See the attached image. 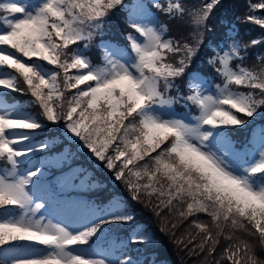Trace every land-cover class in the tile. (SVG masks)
Wrapping results in <instances>:
<instances>
[{
  "label": "snow or ice",
  "instance_id": "obj_1",
  "mask_svg": "<svg viewBox=\"0 0 264 264\" xmlns=\"http://www.w3.org/2000/svg\"><path fill=\"white\" fill-rule=\"evenodd\" d=\"M220 3L0 0V264H144L129 254V245L151 242L139 227L102 246L107 226L134 220L126 205L101 208L70 195L87 189L91 173L79 184V167L48 179L74 155L52 153L59 141L50 125L132 201L174 216L173 229L195 218V234L177 243L204 254L202 264H264L248 239L264 250V130L243 150L229 135L264 113V64L244 66L247 49L264 40L223 36L207 60L212 72H189ZM152 9L190 27L191 42L172 36ZM249 10H264V0ZM117 12L132 30L127 47L101 40L94 63L88 50ZM246 20L264 29V16ZM9 92L31 100L9 102Z\"/></svg>",
  "mask_w": 264,
  "mask_h": 264
},
{
  "label": "trees",
  "instance_id": "obj_2",
  "mask_svg": "<svg viewBox=\"0 0 264 264\" xmlns=\"http://www.w3.org/2000/svg\"><path fill=\"white\" fill-rule=\"evenodd\" d=\"M162 4L166 5L167 0H160ZM188 6H199L200 4L207 3L208 0H184ZM258 2V0H221L218 7L214 9V13L217 17H213L208 22L209 27L213 29L212 33L205 35L207 41L204 42L205 45L201 46L199 52V58H196V65L192 66L189 70L199 71L201 74L205 75L211 73L212 69L207 65L208 58L212 55L211 48L215 46V41L219 40L223 36H233L235 35L242 44H249L252 40H264V29H261L258 25L252 24L250 21L246 20L248 15L264 16V10H259L254 13L250 12L249 5L251 3ZM154 15L157 17L160 23L167 24L170 29V34L175 37H190L187 34L192 30L185 23L180 22L174 26H171L170 20L161 12L152 9ZM187 20V17H185ZM132 31L128 28L126 24V13L117 12L112 15L106 25L103 36L97 37L93 42L92 47L88 50V55L93 60L94 63L100 62V43L103 41H110L116 45H121L127 47V43L124 40L125 32ZM257 56H264V45H256L255 47H249L247 49V59L244 61V66L252 67V63L249 62ZM264 64V61H254ZM253 62V63H254ZM190 71V72H191ZM9 102H20L26 103L31 100L30 95H22L20 93L9 92L6 96ZM27 111L32 112L34 115H38V109L28 104L26 107ZM182 111V109H181ZM256 122H253L248 126V129L243 131H236L234 129L230 130V138L234 142V145L241 149L247 145H250V141L253 132L257 127L264 130V114L259 116ZM56 125L49 126V137H56L58 143H56L52 148V153H59L65 148H69L74 155L71 157V163H65L62 168L49 169L48 179H52L58 176L60 172H67L69 168H83L86 171L80 173L76 180L84 179L88 173L91 175L87 178L88 185L86 190L74 191L70 194L79 193L83 194L87 201L94 203L98 207L104 206L107 202L117 200L122 202L127 208L134 213V220L122 229H117L115 231V239H126L129 237L133 229L137 227L143 229V231L150 235L151 242L147 244L140 245H129V254L133 257H140L143 259L144 264H202L204 261V254L196 255L193 254L190 249L193 245H188L177 243L181 237H186L188 232L195 234L196 229L190 227L192 220L195 218H190L179 225V227L173 229L171 227L172 223L175 222L174 216H169L167 212L162 213L157 216L150 210L149 207H145L142 203H137L130 199V196L124 186L119 182L113 183L105 174L98 171L97 168L92 164L86 155L77 150V146L70 144L62 135V133L57 129ZM95 184V187L92 185ZM200 219L206 220L207 218L201 216ZM110 233L107 234L105 241L102 244L108 245L112 238H110ZM255 247L258 259L264 260V250L261 249L258 238H248ZM222 245L219 246V250L215 253L216 259H220V251H222ZM88 248V246H85ZM138 247L139 252L131 251L132 248ZM221 264H228L227 261H222Z\"/></svg>",
  "mask_w": 264,
  "mask_h": 264
},
{
  "label": "rangeland",
  "instance_id": "obj_3",
  "mask_svg": "<svg viewBox=\"0 0 264 264\" xmlns=\"http://www.w3.org/2000/svg\"><path fill=\"white\" fill-rule=\"evenodd\" d=\"M218 7V6H217ZM213 17H217L216 16V14L213 12L212 14H211V16H210V19H212ZM210 19H209V21H210ZM208 21V22H209ZM170 22H171V26H174V25H176V24H178V23H180V22H178V21H172V20H170ZM213 32V31H212ZM211 32V33H212ZM206 34H208V33H206ZM205 34V35H206ZM190 42H191V39H190ZM205 42L207 43V41H206V39H205ZM113 44V43H112ZM115 45V44H114ZM203 45H205V43L203 44ZM118 46H121V45H118ZM199 56V53H198V55H197V57L196 58H199L198 57ZM196 58H194V60H193V62H192V66H194V65H196ZM254 61H256V59H252L249 63L251 64L252 63V66L253 65H257V66H259L260 65V63L259 62H254ZM254 62V63H253ZM191 66V67H192ZM248 65H246V67H247ZM195 68V66L192 68V69H194ZM210 68V67H209ZM191 69V70H192ZM191 70H189V72L191 71ZM209 73H207V74H205V76H207ZM217 82H219V80H217ZM242 90V89H241ZM181 107H179V106H176V110H177V112H180V113H183V109H182V111H181ZM193 114H195V110H193ZM262 114H264V113H261V114H258L257 116H255V117H253V118H246V119H249V123L247 124V125H245V126H243V127H237V128H233L234 130H236V131H243V130H246V129H248V126L250 125V124H252L253 122H256L257 121V119L258 118H260L259 116H261ZM59 130L60 132H61V130H60V128L58 127V126H55V130ZM62 133V132H61ZM261 133H262V128H260V127H257L256 129H255V131L253 132V135H252V138H251V141H250V143L252 144V141L253 140H256V141H258L259 140V138H260V136H261ZM231 139V138H230ZM232 141V140H231ZM233 142V141H232ZM233 144H234V142H233ZM235 146V145H234ZM236 147V146H235ZM245 147H248V148H250V147H252V145L251 146H245ZM244 147V148H245ZM241 149H239V148H237L236 147V149L237 150H243V148L242 147H240ZM92 162V161H91ZM93 164V163H92ZM94 165V164H93ZM96 168H97V170L98 171H100V172H102V174H105L113 183H117L116 181H114L112 178H111V173H109L107 170H105V169H103V168H100V167H97L96 165H94ZM61 173V172H60ZM60 173L58 174V175H60ZM82 179H79V180H75V183H77V184H79L80 183V181H81ZM86 182H88V179L86 180ZM70 195H72L73 197H77V198H81V199H84V200H86L87 201V199H86V197L83 195V194H79V193H74V194H70ZM117 203H119V204H123L122 202H120V201H117V200H115L114 199V201H111V202H107L104 206H102L101 208H106V207H110V206H114V205H116ZM130 224V223H129ZM127 225L128 224H126V226L125 227H127ZM108 227V229H109V232L108 233H110L111 235H110V238H115L116 237V235L114 234L115 233V231L117 230V229H122L123 227H124V224H112V225H109V226H107ZM124 227V228H125ZM141 229V228H140ZM142 231H143V229H141ZM144 232V231H143ZM111 239V240H112ZM127 239V238H126ZM117 241H119V239L117 240ZM103 243V242H102ZM93 246H95V245H93ZM102 246L103 247H107L108 245H105V244H102ZM83 247H85V246H83ZM85 248H87V247H85Z\"/></svg>",
  "mask_w": 264,
  "mask_h": 264
}]
</instances>
